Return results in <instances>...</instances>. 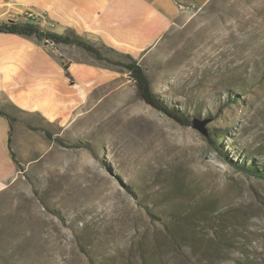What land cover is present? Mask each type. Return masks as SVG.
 <instances>
[{"label": "rangeland", "instance_id": "374dc122", "mask_svg": "<svg viewBox=\"0 0 264 264\" xmlns=\"http://www.w3.org/2000/svg\"><path fill=\"white\" fill-rule=\"evenodd\" d=\"M10 21L67 31L34 11ZM56 47L98 69L100 85L67 122L12 112L18 165L0 195V264H264V182L228 161L264 162V0L185 4L138 60L165 103L226 132L222 154L139 99L120 67Z\"/></svg>", "mask_w": 264, "mask_h": 264}, {"label": "crops", "instance_id": "0c3cea01", "mask_svg": "<svg viewBox=\"0 0 264 264\" xmlns=\"http://www.w3.org/2000/svg\"><path fill=\"white\" fill-rule=\"evenodd\" d=\"M197 1L0 0V21L34 11L52 27L61 24L64 30H74L97 46L139 60L167 34L183 6ZM54 46L35 37L0 33V110L11 116L13 111L22 112L52 124L67 122L83 106L100 85L99 70L80 61H66L63 55L53 54L60 53ZM63 62L69 64L72 79L67 77ZM75 68L86 72V79H81ZM10 131V122L0 116V194L17 173Z\"/></svg>", "mask_w": 264, "mask_h": 264}, {"label": "trees", "instance_id": "16d2710c", "mask_svg": "<svg viewBox=\"0 0 264 264\" xmlns=\"http://www.w3.org/2000/svg\"><path fill=\"white\" fill-rule=\"evenodd\" d=\"M0 33L4 34H14L25 36L28 38L35 37L39 42L44 43L46 45L52 44L55 46L65 45L70 47H77L85 51L89 54L95 61L108 63L110 65L120 67L123 73L128 74L130 80L134 83L136 95L139 99H141L144 103L154 108L155 110L161 112L166 115L168 118L178 123L183 127H191L193 126L194 120L189 115L179 111L173 106L165 103L153 90L151 81L144 70L141 63L128 54H124L118 52L113 48H109L107 46H97L90 41L86 40L82 36L78 35L74 30H67L64 34H59L57 32L48 31L44 29L40 25L30 24V23H19V22H5L0 23ZM64 69L66 71L67 77L72 79L71 74L69 72V64L63 62ZM239 96L238 95H229L228 102L237 103ZM0 116L5 117L11 124L10 135L12 137V132L14 129V124L18 121L16 117H13L6 113L3 110H0ZM209 116V115H208ZM217 117V116H216ZM214 117L213 119H216ZM197 120H200L196 118ZM209 120V119H206ZM211 121V120H210ZM29 128L33 130H37L38 128ZM46 137L56 142L57 144L68 147V145L59 137H55L53 133L49 130H43ZM226 136V132L216 131L215 133H209L205 136L206 140L209 142L210 146L213 147L217 152H222V139ZM10 137L9 143H12V138ZM76 149H87L93 151V148L90 144L84 142H78L77 144L72 146ZM11 148V147H10ZM13 159L15 164L18 165L14 154ZM249 161H244L242 163H234L232 160H228L238 171L243 173L248 177H253L257 180L264 182V162L257 163L254 158H248ZM247 159V160H248ZM3 193V192H2ZM1 193V194H2ZM0 194V195H1ZM207 211H210L207 208ZM202 208H198L197 210L192 211L190 214V218L194 215L193 219L196 218L199 213L202 212ZM189 221V220H188ZM192 221V220H191Z\"/></svg>", "mask_w": 264, "mask_h": 264}, {"label": "water", "instance_id": "95a60500", "mask_svg": "<svg viewBox=\"0 0 264 264\" xmlns=\"http://www.w3.org/2000/svg\"><path fill=\"white\" fill-rule=\"evenodd\" d=\"M211 121L210 120H204V121H201V120H197L195 119L194 120V123H193V127L198 129L201 133H203L205 136L208 135V131L205 129V126L210 123Z\"/></svg>", "mask_w": 264, "mask_h": 264}]
</instances>
